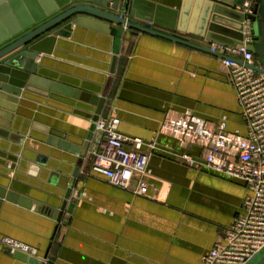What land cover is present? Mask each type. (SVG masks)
Returning <instances> with one entry per match:
<instances>
[{"label":"crops","instance_id":"0c3cea01","mask_svg":"<svg viewBox=\"0 0 264 264\" xmlns=\"http://www.w3.org/2000/svg\"><path fill=\"white\" fill-rule=\"evenodd\" d=\"M154 1L181 5V0ZM194 7L186 28L193 32V41L210 49L211 41L195 35L199 27ZM75 34L76 38L64 41L57 57L60 64L53 63L61 79L87 90L105 88L106 101L98 118L114 114L120 118V132L156 144L149 171L135 172L129 189L104 180L89 155L98 135L95 126L91 129V107L60 101L21 104L15 115L16 130L30 131V121H38L64 131L76 142L91 137L60 220L51 213V206L62 200L59 194L33 187L32 194L46 202L39 208L2 200L0 239L16 238L36 252L22 259L0 249V264H199L216 242L224 240L234 217L244 212L243 201L251 190L242 178L189 163L183 154L200 157L202 147L162 132L161 124L167 115L190 112L213 126L225 120L227 131L247 134L222 53L146 32L133 39V34L125 33L117 47L109 36L95 30L79 27ZM115 48L119 49L116 68L120 58L124 64L117 82L116 72L108 76L105 70ZM110 95L112 104L104 112ZM64 157L71 161L64 160V172L72 178L75 155L65 152ZM53 178L58 179V174ZM46 187L57 189L47 183ZM54 243L56 248L51 250Z\"/></svg>","mask_w":264,"mask_h":264},{"label":"water","instance_id":"95a60500","mask_svg":"<svg viewBox=\"0 0 264 264\" xmlns=\"http://www.w3.org/2000/svg\"><path fill=\"white\" fill-rule=\"evenodd\" d=\"M247 1L252 10L247 15L252 32L248 48L257 62L246 65L264 73V0H181L180 7L154 0H0V204L4 199L39 208L46 202L32 194L37 187L62 196L60 204L51 206L56 218L60 220L67 208L91 134L76 142L64 131L38 121H30V131L14 127L21 104L60 101L91 107L94 128L106 101L105 88L93 91L64 83L53 64H60L57 57L64 50V41L76 38L79 27L109 36L116 47L125 33L146 32L217 54L190 38L193 32L187 30L186 18L191 7L195 5L198 19L197 37L234 46L243 40ZM111 52L110 66L105 68L108 76L115 72L119 49ZM65 152L75 155L72 178L64 172V160L71 163ZM53 174H58V179ZM46 183L57 189L46 187ZM0 249L30 259L25 252H12L1 241ZM247 264H264V248Z\"/></svg>","mask_w":264,"mask_h":264},{"label":"built area","instance_id":"2783aa9c","mask_svg":"<svg viewBox=\"0 0 264 264\" xmlns=\"http://www.w3.org/2000/svg\"><path fill=\"white\" fill-rule=\"evenodd\" d=\"M250 5V1L244 4L242 43L234 46L210 43L212 51L227 56L222 58V63L237 92L247 134L227 131L225 120L213 126L190 112L167 115L161 124L162 132L177 136L188 145L202 147L200 157L183 154L189 163L204 164L242 178L251 190L243 201L244 212L234 217L224 240L216 242L199 264H247L264 248V73L246 65L257 62L248 48L252 42L251 18L247 16L252 13ZM119 124L120 118L114 114L95 121L98 135L89 155L93 167L103 174L105 181L129 189L135 172L149 171V158L156 144L120 132ZM0 241L12 252H36L29 244L13 237L3 236Z\"/></svg>","mask_w":264,"mask_h":264},{"label":"trees","instance_id":"16d2710c","mask_svg":"<svg viewBox=\"0 0 264 264\" xmlns=\"http://www.w3.org/2000/svg\"><path fill=\"white\" fill-rule=\"evenodd\" d=\"M128 33V32H127ZM129 34H133L131 37L132 39L134 38L133 36L137 35V33H129ZM257 59V57H256ZM123 62V58H120L119 59V62H118V66H117V70L115 71L116 72V82L118 81V79L121 77L122 73L124 72V64L122 63ZM112 99H113V95H110V97H108L107 99V104L105 106V111L104 112H107L112 104ZM56 248V244L54 243L52 245V249H55ZM51 252V251H50Z\"/></svg>","mask_w":264,"mask_h":264}]
</instances>
